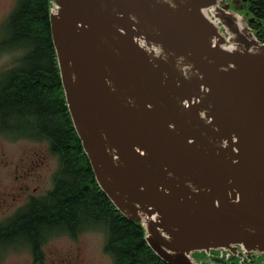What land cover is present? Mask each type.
Returning <instances> with one entry per match:
<instances>
[{"label":"water","instance_id":"obj_1","mask_svg":"<svg viewBox=\"0 0 264 264\" xmlns=\"http://www.w3.org/2000/svg\"><path fill=\"white\" fill-rule=\"evenodd\" d=\"M220 1L54 0L49 13L66 106L95 180L169 264H198L193 251L231 244L264 252V215L251 220L236 190L264 173L253 161L264 134V92L255 93L264 42L247 25L240 32ZM133 14L152 21L146 35L158 55L131 38L144 32Z\"/></svg>","mask_w":264,"mask_h":264},{"label":"trees","instance_id":"obj_2","mask_svg":"<svg viewBox=\"0 0 264 264\" xmlns=\"http://www.w3.org/2000/svg\"><path fill=\"white\" fill-rule=\"evenodd\" d=\"M49 1L17 0L0 27V54H13L9 66L0 68V135L46 141L60 161L54 187L0 224V250L28 245L37 255L56 230L96 228L105 231V250L115 264H168L148 246L141 224L116 210L95 181L65 103ZM248 6L256 34L264 40V25L258 23L264 21V0H248Z\"/></svg>","mask_w":264,"mask_h":264},{"label":"rangeland","instance_id":"obj_3","mask_svg":"<svg viewBox=\"0 0 264 264\" xmlns=\"http://www.w3.org/2000/svg\"><path fill=\"white\" fill-rule=\"evenodd\" d=\"M16 5L17 0H0V27ZM260 23L264 25V21ZM12 58V53L0 54V68L8 67ZM6 136L0 135V224L25 206L29 194L39 195L51 189L58 163L46 141ZM97 226L103 229V223L97 222ZM69 233L71 237L59 230L51 233L37 255L27 248L8 245L0 250V264H115L104 251L105 231L85 228ZM39 255L43 258L40 262Z\"/></svg>","mask_w":264,"mask_h":264},{"label":"bare ground","instance_id":"obj_4","mask_svg":"<svg viewBox=\"0 0 264 264\" xmlns=\"http://www.w3.org/2000/svg\"><path fill=\"white\" fill-rule=\"evenodd\" d=\"M146 10V9H143ZM133 20L136 21L139 25V28L142 29V31L144 30V32L142 33H131V38L132 39H136L138 40V43L140 44V46H142L144 49H147L148 47L150 48V50H157L155 45H148L149 40L148 37L146 35V31L150 29V26L152 24V21L149 19H144L143 17L139 16V15H135L133 14ZM236 18V23L237 26L239 28V30L241 32H243L246 36H247V30L246 25L244 23V21L240 18V17H235ZM178 20H176L175 26L177 24ZM160 23V20H159ZM160 29H163L161 24H160ZM162 38H164L163 35H161ZM175 40L177 41H181L182 39L180 38H176L174 37ZM152 53V52H150ZM156 62V61H155ZM166 64H169V62H166ZM151 76H157V73L154 74H147V76H145V79H147V81H150L152 79ZM241 86V84H239ZM260 87H262V89H257L255 91V93L257 92H264V83L260 85ZM230 95V94H228ZM233 96V95H231ZM249 96H243L242 94L239 95V98H248ZM261 126L264 128V123H261ZM259 138L261 139L262 142H255L253 144V161L254 160H260L264 163V134L262 132L259 131ZM264 167V164L261 165ZM217 179H220L219 176H217ZM214 179V180H217ZM209 185H213L216 186L214 184V181L212 180L211 177H209V181H208ZM217 187V186H216ZM236 190L241 191L243 194H245V203L247 205L248 208V217L252 220V219H259L262 215H264V204H261V206L259 208H257L251 198V195H259L261 197L264 198V195L262 193H258L257 190H264V173H260L255 180L250 183H239L236 186Z\"/></svg>","mask_w":264,"mask_h":264},{"label":"flooded vegetation","instance_id":"obj_5","mask_svg":"<svg viewBox=\"0 0 264 264\" xmlns=\"http://www.w3.org/2000/svg\"><path fill=\"white\" fill-rule=\"evenodd\" d=\"M224 2H229V5L231 6L230 9H232V1H231V0H224ZM247 2H248L247 0H241L240 2L236 3V5H238V6L241 8V10H243L244 12H245V11L249 12V6L247 5ZM251 23H252V25H254V21H252ZM258 23H259V22H258ZM42 158L45 159L46 156H43ZM52 184H53V182H52ZM42 194H43V193H42ZM34 198H36L34 195L29 194V195H28V198H27V201L29 202V201H31V200L34 199ZM259 256H260V257H264V254H260ZM213 258L216 259V256L211 257L210 263H215V264H226V262H224V260H222V259H220V258H218V259H220V260H218V261H217V260H213ZM257 258H258L257 255H256V254H253V255L251 256V258H249V261H250V262H248V263H246V264H255ZM234 263H235V261H232V264H234Z\"/></svg>","mask_w":264,"mask_h":264}]
</instances>
